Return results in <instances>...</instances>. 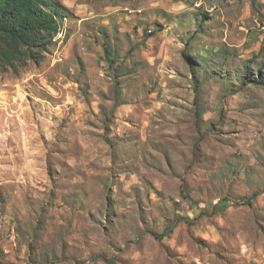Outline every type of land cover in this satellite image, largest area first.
<instances>
[{
	"label": "rangeland",
	"instance_id": "1",
	"mask_svg": "<svg viewBox=\"0 0 264 264\" xmlns=\"http://www.w3.org/2000/svg\"><path fill=\"white\" fill-rule=\"evenodd\" d=\"M48 1L0 72V264H264V0Z\"/></svg>",
	"mask_w": 264,
	"mask_h": 264
},
{
	"label": "trees",
	"instance_id": "2",
	"mask_svg": "<svg viewBox=\"0 0 264 264\" xmlns=\"http://www.w3.org/2000/svg\"><path fill=\"white\" fill-rule=\"evenodd\" d=\"M61 12L48 0H0V72L18 73L30 61L40 62L61 32ZM259 195L237 205L252 208Z\"/></svg>",
	"mask_w": 264,
	"mask_h": 264
}]
</instances>
